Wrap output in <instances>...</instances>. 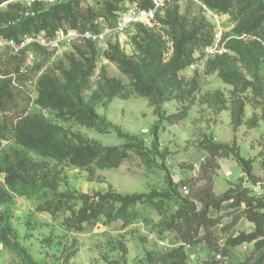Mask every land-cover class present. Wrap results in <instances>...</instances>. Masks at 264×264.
<instances>
[{"label": "rangeland", "instance_id": "374dc122", "mask_svg": "<svg viewBox=\"0 0 264 264\" xmlns=\"http://www.w3.org/2000/svg\"><path fill=\"white\" fill-rule=\"evenodd\" d=\"M105 1L81 0L78 9L88 17L90 11H97ZM131 4L136 3L126 0L117 9L123 10ZM52 6L46 0H4L0 4V27L18 25L23 16L32 12L37 15ZM168 13L173 17L170 24L162 22L167 20ZM160 19L146 28L152 31L156 47L161 48L162 63L173 57L174 32L179 28L208 39V45L219 32L222 35L219 47L224 49L222 54L215 55L206 51L208 45L197 46L191 64L178 73L177 84L165 92L168 99L161 103V116L151 98L143 95L121 65L107 56L111 50L109 45L118 42L130 63L144 73L142 80H147L157 61L150 60L149 54L137 47L136 42L143 34L139 36L136 27L128 28L120 36H111L107 43H95L96 55L86 46L88 40L67 37L69 32L85 31L83 28H62L54 36H46L57 39L59 35L55 45H34L19 52L0 49V85L8 84L4 96L6 107H0V126L8 134L0 146V228L9 227L19 245V249H14L0 242V264H140L149 253H154L157 259V253L167 252L160 241L173 236L165 231L161 212L143 201L126 206L125 218L109 222L102 216L97 223H85L83 230L76 231L65 224L66 217L72 215L70 211L55 216L38 211L40 200L36 196L12 191L4 174L6 169L14 170L16 177L23 180L18 170L21 161L55 163L15 142L7 129L21 117L31 116L69 136L81 133L104 146H125L128 151L129 156L118 168L101 169L94 165V180L90 179L87 169L63 163L64 173L57 188L60 192L85 193L90 197L108 191L142 195L163 201V210L169 213L178 208L170 197L179 203L188 198L194 200L209 187L217 197L241 188L251 195L264 197V40L237 32L235 10L211 7L206 0H173ZM98 21L101 28L115 24H110L105 17ZM92 58L96 60V67L84 95L98 115L115 126L105 132L39 104L45 84H58L72 91L77 82V68L86 70V59ZM221 72L237 75L239 85L223 80ZM105 78H115L126 85L127 98L116 96L108 100L106 91L101 89ZM184 112L183 120L176 123L168 120ZM204 140L228 145L249 163L259 181L251 180L233 156L208 160V152L200 146ZM184 185L190 190L188 195L182 193ZM231 203L229 199L219 210H210L212 215L222 217V223L214 228L215 240L221 244L241 230L254 228L242 216L241 208L231 207ZM196 204L200 207L199 202ZM81 206L79 201L77 208ZM253 249V243L231 248V254L219 264L245 260L252 263L257 256ZM72 252L75 255L67 261ZM212 253L206 248L191 252L187 264H204ZM153 264L163 263L157 259Z\"/></svg>", "mask_w": 264, "mask_h": 264}, {"label": "trees", "instance_id": "16d2710c", "mask_svg": "<svg viewBox=\"0 0 264 264\" xmlns=\"http://www.w3.org/2000/svg\"><path fill=\"white\" fill-rule=\"evenodd\" d=\"M4 0H0V4ZM79 1L68 0L55 4L48 9H43L37 15L32 12L31 15L23 16L18 25L11 27H0V38L14 39L20 41L21 36L38 34L46 32V36H54L60 30L68 28L77 30L99 31L98 18H106L110 24L116 22L118 15V5L126 0H107L97 11H90L87 17L78 9ZM136 3L140 7L147 6L152 0H128ZM206 2L215 8L223 11H234L240 34L256 36L264 40V3L261 0H206ZM118 10V11H117ZM122 10V9H121ZM163 15V14H162ZM162 15L157 17V20ZM93 19L89 23V19ZM170 13L167 14V20L163 23H169L172 19ZM161 20V19H160ZM157 22V21H156ZM139 30V36L143 34L141 40L136 42L137 47L142 52L149 54L150 60L157 61L154 72L142 80L144 73L136 66L130 63L126 54L120 48V44H110L111 50L107 56L119 63L128 76L134 80L136 88L145 96L150 97L151 103L156 107V112L161 116V103L168 99L166 91L171 90L178 80V73L191 64L195 49L207 46L210 41L203 37H195L185 29H177L174 32V53L171 60L167 63L161 61V48L156 47L155 38L152 31L143 24L135 26ZM34 31V33H32ZM210 33L208 32V35ZM89 41V40H88ZM94 42H87L86 46L91 48L94 55L97 54V48ZM38 47H43L38 45ZM232 48H236L233 46ZM86 70L81 67L77 68V82L72 91L58 86V84H45V90L42 91L39 98V104L47 109L64 113L78 123L85 124L89 127L96 128L100 132H105L108 128H115L111 122H107L100 117L94 106L87 102L85 98V89L90 81V75L96 67V60L86 59ZM221 77L226 82L238 86L239 77L232 72H221ZM7 83L0 85V107L5 109L6 101L4 96L7 95ZM104 89L108 100L118 96L127 98L128 92L126 85L115 78H105ZM235 93V92H233ZM1 109V108H0ZM186 112L168 117L171 123L183 120ZM6 130V128H5ZM15 142L24 149H27L40 157L52 159L53 165H43L34 161H21L19 173L24 177L20 180L16 177L14 170L4 172L12 191L19 195L36 196L40 203L37 206L38 211H46L55 216L62 211H70L72 215L67 216L65 224L76 230L81 231L85 223L95 224L102 216H106L109 222L118 218H125L126 206L138 201L151 204L161 215H163L162 224L165 231L172 233V238L181 243L179 246L168 249L164 254L157 253V259L163 264H187L188 256L185 244L196 245L205 243L208 251L219 253L222 259L217 261L213 256L204 264H219L231 254V248L241 246L245 243H253V252L257 254L254 262L248 260L241 261L237 264H264V197L260 198L251 195L247 189L241 188L234 192L227 193L223 196H215L211 187L203 189L196 195L194 200L184 199L181 203L175 201L178 208L169 213L164 211L165 204L163 201H157L152 197L142 195H121L115 192L97 193L90 197L85 193L60 192L57 188L61 184L64 173V165H72L78 168H85L89 171L90 179H95L96 169L94 165L101 169L118 168L122 162L129 156L125 146H104L101 143L86 139L81 133L67 135L59 132L54 126L45 125L43 122L35 121L31 116L21 117L16 122H12L8 129ZM8 134L0 126V146L2 140ZM129 139L136 137L129 136ZM154 145L156 143H153ZM200 146L208 152V160H216L219 157L233 156L237 163L243 168V171L253 181H259L252 173L249 163L244 160L238 153H234L228 145L217 144L210 140H204ZM24 162V163H23ZM62 165V166H61ZM60 167V168H59ZM232 200L231 207L241 208L242 216L254 224V228L246 231L241 230L236 235L227 237L224 244L215 240L214 228L222 223L220 215H212L211 209L219 210L221 204L226 200ZM79 201L82 206L77 208ZM196 202L200 203V207ZM118 203V206H117ZM238 218L234 219L232 224L236 223ZM125 222H128L126 220ZM9 227L0 228V242L7 247L19 249V245L12 238ZM75 255V252L69 253L67 261ZM154 253L147 255L146 261L140 264H153L155 259Z\"/></svg>", "mask_w": 264, "mask_h": 264}, {"label": "built area", "instance_id": "2783aa9c", "mask_svg": "<svg viewBox=\"0 0 264 264\" xmlns=\"http://www.w3.org/2000/svg\"><path fill=\"white\" fill-rule=\"evenodd\" d=\"M49 5H55L62 2H66L68 0H46ZM173 0H152L150 4L147 6L140 7L137 4H131L127 8L118 11L117 19L114 25L106 26L101 28L99 31L93 30H85L81 33L69 32L67 34L68 39H74L77 36H80L86 40L98 43H107L111 36H120L124 34L128 28H134L138 24H143L145 26H151L157 21V17L162 15L165 8L172 2ZM63 33V32H62ZM60 39V36H57V39L47 38L44 32H40L38 34L26 35L20 41H16L14 39H6L0 38V49L9 48L14 50L15 52H19L23 49H26L29 46L40 45V46H50L55 45L57 40ZM222 40V35L219 32L214 34V41L212 44L206 47V51L210 54H222L224 52L223 48L219 47V43ZM32 57V54H31ZM190 192L187 185L182 187V193L184 195H188ZM181 243L175 241L172 237H169L165 240L160 241V245L162 248L168 250L172 247L179 246ZM187 251L190 252H199L204 248L207 249L205 243H199L196 245L185 244ZM195 250V252L193 251ZM213 256L217 261L222 259L221 254L213 253Z\"/></svg>", "mask_w": 264, "mask_h": 264}, {"label": "crops", "instance_id": "0c3cea01", "mask_svg": "<svg viewBox=\"0 0 264 264\" xmlns=\"http://www.w3.org/2000/svg\"><path fill=\"white\" fill-rule=\"evenodd\" d=\"M246 244V243H245ZM244 245V244H243ZM195 252V250H193ZM195 253H198V252H195Z\"/></svg>", "mask_w": 264, "mask_h": 264}]
</instances>
